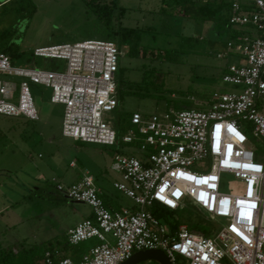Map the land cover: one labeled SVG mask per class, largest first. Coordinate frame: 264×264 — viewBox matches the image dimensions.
<instances>
[{"label":"built area","instance_id":"1","mask_svg":"<svg viewBox=\"0 0 264 264\" xmlns=\"http://www.w3.org/2000/svg\"><path fill=\"white\" fill-rule=\"evenodd\" d=\"M229 2L231 25L258 33L256 39L245 38L238 50L229 42L227 53L218 54H241L244 64L228 65L223 81L243 90L215 93L202 110L171 109L151 116L136 112L131 123L138 134L130 131L122 138L107 119L119 106L118 44L86 40L35 50L37 58L64 61L63 72L18 68L0 53V76L11 79H0V116L38 121L29 82L40 84L52 91L51 103L63 107V137L111 148L119 140L137 143L141 152L140 157L121 155L112 166L122 175L115 189L136 208L110 211L89 172L70 186L56 183L66 199L93 210L92 219L69 229V243L100 242L82 261L65 258L58 264H122L146 250H162L171 264H264V162L238 122H252V135L264 139V0ZM225 174L241 182L238 192L222 191ZM156 205L206 213L213 225L210 236L186 221L173 228L155 216ZM192 220L198 217L194 214ZM46 260L56 264L50 253Z\"/></svg>","mask_w":264,"mask_h":264},{"label":"rangeland","instance_id":"2","mask_svg":"<svg viewBox=\"0 0 264 264\" xmlns=\"http://www.w3.org/2000/svg\"><path fill=\"white\" fill-rule=\"evenodd\" d=\"M107 1L115 6L114 38L108 36L95 16L87 14L83 0H0V53L9 55L13 66L18 68L63 72L64 61L37 58L35 50L86 40L113 41L121 46L115 34L118 30L124 32L117 73L122 92L118 108L107 115L120 138L130 131L138 134V128L131 123L136 112L151 116L171 109L202 110L215 93L243 90L242 86L223 81L227 62L244 63L240 53L229 58L218 57L227 53V34L215 41L211 32L196 27L189 16L180 15L179 7L170 6L171 0L165 4L162 0ZM237 28L240 29L239 26L233 29ZM239 32L253 39L258 35L250 26ZM0 79L11 80L2 76ZM14 81L19 84L22 79ZM29 84L39 120L0 116V264H30L25 254L43 257L44 250L55 239L66 244L67 231L86 218L83 211L90 208L93 214L90 206L66 200L56 190L53 178L70 186L89 169L96 186L100 187L105 181L100 167L113 186L117 176L111 169L116 161L113 153L141 156L137 143H120L119 149V146L84 144L63 137V107L51 103L49 88ZM261 108L260 103L258 109ZM238 122L256 150L257 159L264 162V139L252 135V122L242 119ZM98 154L105 158L103 166L102 162L99 164ZM205 167H210L209 162ZM240 188L241 182L233 176H223V192H238ZM114 192L119 194L116 189ZM122 198L136 208L129 198ZM102 199L106 205V197ZM192 214L188 208L179 211V216L185 217L191 228ZM202 215L208 217L204 212ZM204 216L194 222V231L212 232L213 225ZM90 241L72 246L68 251H86Z\"/></svg>","mask_w":264,"mask_h":264},{"label":"crops","instance_id":"3","mask_svg":"<svg viewBox=\"0 0 264 264\" xmlns=\"http://www.w3.org/2000/svg\"><path fill=\"white\" fill-rule=\"evenodd\" d=\"M162 1H163L162 3L165 4V0H162ZM210 2H214V4H216L221 9V14H222L223 17L230 19V17L233 14V12H232V9L230 7L229 0H210ZM200 5H205V3H203L202 0H190L187 4L182 5V6L179 7L181 9L180 15L187 16L186 13H185V10L187 8L191 7V8H193V9L196 10V9H198L200 7ZM228 9H229V11L227 12ZM192 19L194 20V23H195V26L196 27L197 26H200L203 30H206L208 32H211V34L213 36L212 39H215V41H219L217 39H220L221 36H222V34H224V33L227 34L228 35L227 51H228V44H229V42H232L235 45V49H237V47H239L244 42L245 38H247V37L248 38H251L247 33L240 34L239 31H240L241 28H244L243 26H239L240 29L237 28L236 31H235V29H233V28L236 27V26H238V25H236V26L231 25L230 22L225 25L224 23H221V22H218V21H215V20L214 21L213 20L212 21H209L208 20V21H205L204 22L203 20H198V19H194V18H192ZM233 38L236 39V42L232 40ZM237 54L236 53H234V54L232 53V54H229L225 58H229L232 55H237ZM242 64H244V63H242ZM242 64L239 63L238 65H242ZM228 65H232V64H228V62H227L226 66L224 68V71H225V69L227 68ZM235 65H237V64H235ZM62 122H63V120H62ZM120 143H123V142L121 140H119V143L117 145V146H119V149H120ZM120 155H123V154H119L117 152L116 153H113V156L116 157V159ZM97 157H98L99 164H101V162H102L101 165L103 166L104 164H103V161L102 160L105 161V158L103 157L102 154H98ZM74 164H75V162L72 161L70 165L73 166ZM112 166H113V164H112ZM111 169H112V171H114L113 168H111ZM99 170H100L101 177L102 178L105 177V181L103 179V184H99L100 187H98V188L101 191V198H102V196H105L106 199H107V200H105L106 201V207L110 211H112V212H118V211H121L124 208H132L133 207V204L132 203L125 202V199L122 198V197L127 198L124 194H122V193H120L118 191L119 194L122 195V197H119V194H115V192H114V190H115L114 184L117 183V182H121L122 181V175L120 173L114 171V172H116L117 176L115 177L116 180L114 181L113 186H111V184L107 182L106 171L103 170V168H100V167H99ZM86 172H89L90 174L92 173L89 169L86 170ZM53 179H55V178H53ZM53 179H52V181H53V183L55 185H56V183H60V180L58 181V179H57L56 182H54ZM36 186L39 187L38 184ZM120 198H122L121 201H120ZM66 200H68V199H66ZM70 202L76 203V204H83V203H77V202H73V201H70ZM83 205H85V204H83ZM83 212L85 213V217H86L85 219H88V218L92 219L93 218V214H91V209L90 208L88 210L85 209ZM194 214L199 219V215L197 214V212L196 213H193L192 215L194 216ZM192 217H191V223L196 222L195 220L194 221L192 220ZM178 219L181 221V223L186 221L185 217L184 218H181L179 216ZM84 220H82L81 222H83ZM81 222H79V223H81ZM68 231H67V233H68ZM67 242L69 243V241H67ZM87 244H88L87 247H86L87 253H86V251H81L80 253L73 252V251L70 252V251H68V250L65 249L66 244H62V243L58 242V240L55 239V240H53L52 243L49 244L48 248L46 249V251H47L46 254L47 253L52 254L53 260L55 261L56 264H58L59 261L62 260V258H61L62 256H65L66 258H70V259H72L75 262H80V261H82L83 256L86 255V254H88L89 251L94 246L99 245L100 242L99 241H95V242H91L90 241ZM69 245H71V244L69 243ZM71 246H73V245H71Z\"/></svg>","mask_w":264,"mask_h":264},{"label":"trees","instance_id":"4","mask_svg":"<svg viewBox=\"0 0 264 264\" xmlns=\"http://www.w3.org/2000/svg\"><path fill=\"white\" fill-rule=\"evenodd\" d=\"M189 1L190 0H171L170 6L180 7L182 5L187 4ZM83 2L85 3L86 8H87V14L95 16L102 23L103 29L108 34V36L111 38H114L112 37V29L114 26L113 22H114V16H115L114 15V9H115L114 3L108 2L107 0H83ZM230 7H231V4H230ZM185 13L190 18L203 20L204 22L208 20L209 21L215 20V21L224 23L225 25L230 22V19L233 16L232 14L230 19L223 17L221 14V9L216 4H214V2H210V1L205 5H200V7L196 10L189 7L185 10ZM123 33L124 32H120L118 30L116 31V34H115V36H117L118 38V41H119L118 43H121V46H122V40H125V35ZM232 40L236 42L235 38H233ZM118 46L119 48L121 47L120 44ZM121 92L122 91L120 89V86L118 85V97L121 96ZM195 210H196L195 213L197 212L199 217L204 216L202 215V212L199 209L195 208ZM154 214L157 218L163 220L164 222H166L173 228H176L181 223V221L178 219L179 213L171 211L170 209L166 207L156 205L154 208ZM204 217L205 219L209 220V218L206 217V215ZM191 225H192V228L194 229L195 224L191 223ZM201 233H204L206 236H210L211 231L209 229H204L201 231ZM70 247L72 246L69 245V243L67 242L65 249L68 250ZM46 252L47 251L45 249L43 257H38V256H33V255L30 256L29 253L25 252L28 254V255L25 254V257L27 258L28 261H31L30 264H47ZM11 254L18 255L14 253H11ZM11 254H9V257L11 256ZM61 258L65 259L66 257L62 256Z\"/></svg>","mask_w":264,"mask_h":264},{"label":"water","instance_id":"5","mask_svg":"<svg viewBox=\"0 0 264 264\" xmlns=\"http://www.w3.org/2000/svg\"><path fill=\"white\" fill-rule=\"evenodd\" d=\"M145 261H157L159 264H171L169 257L162 250L137 252L122 264H140Z\"/></svg>","mask_w":264,"mask_h":264}]
</instances>
